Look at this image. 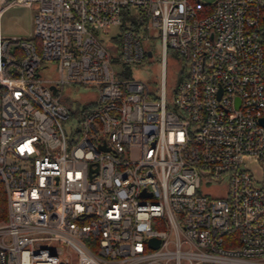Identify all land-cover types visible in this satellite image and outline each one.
<instances>
[{"label":"built area","instance_id":"2783aa9c","mask_svg":"<svg viewBox=\"0 0 264 264\" xmlns=\"http://www.w3.org/2000/svg\"><path fill=\"white\" fill-rule=\"evenodd\" d=\"M16 6L36 8L31 38L0 25V264H73L65 247L76 264H264L246 165L264 164V0H0V21ZM155 35L157 87L131 77ZM73 85L90 90L75 108Z\"/></svg>","mask_w":264,"mask_h":264},{"label":"rangeland","instance_id":"374dc122","mask_svg":"<svg viewBox=\"0 0 264 264\" xmlns=\"http://www.w3.org/2000/svg\"><path fill=\"white\" fill-rule=\"evenodd\" d=\"M205 3H214L217 0H202ZM35 6L33 9L26 6H16L9 8L1 18V32L6 38H31L34 33V16ZM136 15L135 9L129 10V16ZM99 31L98 35L107 43L111 38H116L119 35L120 27H109L105 31ZM151 53H148L147 61L142 65L131 66V77L136 80L150 82L153 87H157L158 81L162 78V43L158 35L155 38L149 40ZM168 85L166 86V93L168 98L171 99L174 94L175 87L180 79L181 71L183 68L182 63L179 61L177 54L173 50H169L168 54ZM149 60V61H148ZM114 69L117 72H121V66L114 64ZM53 75V73L51 74ZM68 90L65 87V91ZM68 94L70 102L73 106L77 105L90 90L83 86H70ZM76 127V119L71 122L68 127ZM246 165L252 172L253 176L258 181H264V164H261L255 160L247 161ZM65 252L71 253V260L73 264H76L77 258L69 248L65 247Z\"/></svg>","mask_w":264,"mask_h":264},{"label":"trees","instance_id":"16d2710c","mask_svg":"<svg viewBox=\"0 0 264 264\" xmlns=\"http://www.w3.org/2000/svg\"><path fill=\"white\" fill-rule=\"evenodd\" d=\"M123 19H137V16L129 17L127 11L124 10L123 11ZM133 25H136V23L134 22ZM125 29H127V27L126 26H123L122 27V30H125ZM3 209H5V204L3 203V199H2V200H0V210L3 211Z\"/></svg>","mask_w":264,"mask_h":264},{"label":"water","instance_id":"95a60500","mask_svg":"<svg viewBox=\"0 0 264 264\" xmlns=\"http://www.w3.org/2000/svg\"><path fill=\"white\" fill-rule=\"evenodd\" d=\"M155 240H151V243H154Z\"/></svg>","mask_w":264,"mask_h":264}]
</instances>
